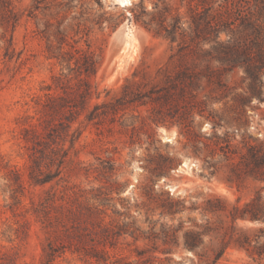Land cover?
<instances>
[{
  "label": "rangeland",
  "instance_id": "1",
  "mask_svg": "<svg viewBox=\"0 0 264 264\" xmlns=\"http://www.w3.org/2000/svg\"><path fill=\"white\" fill-rule=\"evenodd\" d=\"M223 2L14 0L21 18L13 32L11 56L6 55L10 41L1 38L0 28V262L42 264L44 257L48 235L31 207L32 199L38 200L51 184L28 182L29 150L23 135L24 127L39 116L36 101L47 92L52 77L69 72V64L51 53H59L61 43L66 51L73 50L72 45L94 50L100 63L91 77L97 88L93 101H101L117 94L137 67L155 71L168 61L177 43L155 33L162 15H168L169 24L179 14L190 39L193 15L201 4L214 9ZM244 75L242 69L231 73L233 91L214 103L217 125L213 118L200 116L191 130L177 124L157 125L147 119L146 108L101 124L85 120L82 114L74 124L82 130L75 155L81 163L73 171L66 169L65 176L71 173L69 183L92 202L96 191L92 187L103 185L112 198L108 209L112 216L107 220L135 221V227L130 226L117 246L110 248L113 258L203 264L199 254L183 247L184 231L210 223L232 233L231 216L210 210L219 204L218 199L229 209L244 207L257 195L264 201V181L250 175L253 164L248 148L264 142V84ZM240 92L255 94L242 105L235 99ZM16 171L26 180L24 193L18 192L21 202L12 196ZM66 184L61 179L56 186L64 189ZM113 209L123 214H113ZM180 225V244H164L165 231ZM236 226V235L243 232L254 239L259 235L257 241L264 247V220L238 219ZM205 242L199 252L212 254L217 240L207 236ZM54 264L97 262L67 250ZM218 264H264V255H253L232 243Z\"/></svg>",
  "mask_w": 264,
  "mask_h": 264
},
{
  "label": "trees",
  "instance_id": "2",
  "mask_svg": "<svg viewBox=\"0 0 264 264\" xmlns=\"http://www.w3.org/2000/svg\"><path fill=\"white\" fill-rule=\"evenodd\" d=\"M224 1L214 9L199 5L201 8L193 15L190 39L182 29L179 14L169 24L166 23L168 15H162L153 28L155 33L177 43L168 61L155 71L137 67L117 94L101 101H93L97 88L91 77L96 75L100 63L94 50L72 45L74 49L66 51L61 43L60 52L51 53V57H62L69 64V72L52 77L53 82L46 86L47 92L37 98L39 116L24 127L23 135L29 150L28 182L34 186L51 184L38 200L32 199L31 207L48 235L42 264H54L67 250L94 259L97 264H147L148 259L113 258L110 248L117 246L119 237L130 226L135 227V221L120 224L107 220L112 216L108 213L111 193L103 185L92 187L96 190L92 202L89 196L78 194L76 184L69 183L71 173L64 175L66 169L73 171L81 163L75 155L82 130L74 124L82 114L85 120L101 124L114 122L119 115L141 108H146L147 119L157 125L177 124L191 130L198 116L213 118L215 125L219 124L213 105L233 91L231 73L242 69L245 79L264 84V0ZM20 18L14 0H0L1 38L10 41L6 55L11 54L13 32ZM254 94L240 92L235 99L242 105L248 104ZM248 148L253 164L250 175L264 181V142L250 144ZM61 179L67 181L64 189L56 186ZM25 189L26 180L16 171L12 196L21 202L18 192L24 193ZM208 202L213 203L211 199ZM218 203L210 210L231 216L232 233L224 226L216 228L210 223L203 228L186 229L183 247L199 254L203 264H218L232 243L253 255L263 256L264 247L257 241L259 235L254 239L243 232L235 233L238 219L264 220L261 195L244 207L235 205L229 209L221 199ZM113 214L123 213L113 209ZM182 229L180 225L165 231L164 244L179 245L178 231ZM136 230L139 228L131 233ZM207 236L218 242V246L212 247V254L199 252L205 249ZM165 250L168 252L171 248Z\"/></svg>",
  "mask_w": 264,
  "mask_h": 264
}]
</instances>
